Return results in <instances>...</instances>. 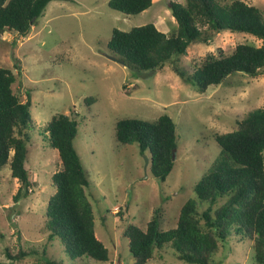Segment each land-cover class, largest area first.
<instances>
[{
  "label": "rangeland",
  "instance_id": "obj_1",
  "mask_svg": "<svg viewBox=\"0 0 264 264\" xmlns=\"http://www.w3.org/2000/svg\"><path fill=\"white\" fill-rule=\"evenodd\" d=\"M169 1L184 0H152L151 7L137 15L111 9L109 0H53L27 36L7 31L1 36L0 65L15 74L12 88L19 99L27 102L30 97L33 118L25 162L32 179L28 196L15 199L21 183L12 178L9 164L0 169L3 264H40L45 256L62 264H132L125 228L130 223L146 227L157 209L162 229L176 227L185 201L195 196V184L220 154L215 135L235 130L249 112L264 107V72L256 77L233 74L201 92L177 75L173 63L141 72L109 58L114 29L129 31L153 23L172 33L177 23ZM242 1L264 12V0ZM242 43L260 46L262 40L222 31L208 44L192 43L177 64L189 74L208 54L231 53ZM90 97L95 102L88 105L85 99ZM57 114L79 116L74 144L90 181L87 193L94 206L96 237L109 251L106 262L71 260L60 239L50 238L46 228L48 200L56 191L51 179L61 161L45 130ZM162 114L173 119L177 133L174 166L164 182L153 177L150 162L145 169L146 156L137 143L122 145L115 138L118 120L155 121ZM231 239L221 243L215 264H255L252 242ZM19 245L39 254L9 259L6 249L14 254ZM154 262L186 264L170 246L155 250Z\"/></svg>",
  "mask_w": 264,
  "mask_h": 264
},
{
  "label": "trees",
  "instance_id": "obj_2",
  "mask_svg": "<svg viewBox=\"0 0 264 264\" xmlns=\"http://www.w3.org/2000/svg\"><path fill=\"white\" fill-rule=\"evenodd\" d=\"M51 1L0 0V41L6 31L27 36ZM152 4V0L108 2L111 9L125 15L140 14ZM169 9L177 23L172 33L153 23L129 31L114 29L107 45L111 56L141 72H156L173 63L177 75L201 92L221 85L233 74L256 77L264 72V12L257 6L242 0H184L169 1ZM226 30L251 34L262 44L242 43L231 53H210L189 74L180 68L178 60L192 43L208 44ZM14 82L11 69L0 65V169L9 164L12 178L21 183L15 197L19 199L28 196L32 185L25 162L33 118L30 97L22 102L13 91ZM94 102L95 98L85 99L88 105ZM77 117L57 114L46 126L49 146L58 151L61 161V169L51 179L56 191L48 200L46 228L50 238L60 239L71 260L106 262L109 251L96 237L94 206L87 193L90 181L74 144L80 123ZM115 138L122 145L137 143L141 155L149 158L153 177L166 180L177 151L176 125L169 115L162 114L155 121L118 120ZM215 140L220 154L195 184V196L185 201L176 227L162 229L157 209L146 227L130 223L125 228L132 264H157L155 250L165 246L186 264H215L213 257L221 243L231 238L250 240L255 264H264V107L249 112L235 130L216 134ZM201 206L205 208L200 211ZM38 254L21 245L14 254L6 249V256L18 261ZM40 264L62 263L45 256Z\"/></svg>",
  "mask_w": 264,
  "mask_h": 264
},
{
  "label": "water",
  "instance_id": "obj_3",
  "mask_svg": "<svg viewBox=\"0 0 264 264\" xmlns=\"http://www.w3.org/2000/svg\"><path fill=\"white\" fill-rule=\"evenodd\" d=\"M109 58L112 59L113 61H116L118 63L124 64L122 61H120L119 59H117V58H115L113 56H109ZM145 159H146V164H145V169H146L147 168V164L149 162V158L146 156ZM173 160H175V152L173 153Z\"/></svg>",
  "mask_w": 264,
  "mask_h": 264
}]
</instances>
